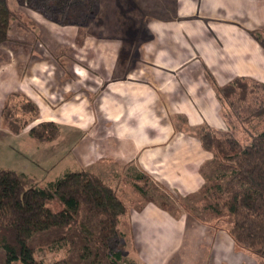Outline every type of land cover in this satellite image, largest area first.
Segmentation results:
<instances>
[{
	"label": "crops",
	"instance_id": "1",
	"mask_svg": "<svg viewBox=\"0 0 264 264\" xmlns=\"http://www.w3.org/2000/svg\"><path fill=\"white\" fill-rule=\"evenodd\" d=\"M7 2L13 13L20 11L28 19L31 31L39 30L37 48L54 54L72 48L71 63L89 69L71 66L69 73L40 65L38 73H30V85L18 77L11 82L2 73L4 98L11 91L24 92L39 106L36 122L53 121L61 128L94 124L100 138L95 140L100 146L96 164H135L156 185L182 195L201 189V166L212 159L190 129L227 127L206 70L218 85L236 77L264 83V0H96L94 14L77 27L49 20L17 0ZM58 93L70 97L55 104ZM79 153L83 158L84 152ZM77 166L69 170L90 169ZM100 169L90 170L116 189ZM187 219L154 200L129 207L123 220L129 226L126 249L131 245L137 257L132 261L167 264L184 243L181 229ZM208 226L196 225L197 232H210ZM194 241V247L201 246V240ZM216 241L210 264H224L220 252L235 251L234 242L224 231ZM245 260L241 255L230 263Z\"/></svg>",
	"mask_w": 264,
	"mask_h": 264
},
{
	"label": "trees",
	"instance_id": "2",
	"mask_svg": "<svg viewBox=\"0 0 264 264\" xmlns=\"http://www.w3.org/2000/svg\"><path fill=\"white\" fill-rule=\"evenodd\" d=\"M17 1L67 25L78 24L81 15L82 23L89 19L96 0ZM12 20L7 0H0V46L9 40ZM206 76L221 103L240 121L249 123L264 116L263 82L236 77L218 85L208 70ZM1 110L3 124L14 134L28 127V135L41 143L60 134L56 122H36L39 106L22 91L8 93ZM195 135L212 154L207 165L213 166L210 176L201 169L204 184L192 195L202 194L203 198L195 199L202 208L225 218L238 247L264 258V130L246 145L231 131L215 130L208 124L197 126ZM150 181L140 172L134 187L146 195L145 185ZM52 201L62 208L54 209ZM128 211L116 189L90 169H68L40 186L24 172L0 168V264H138L124 258L123 217ZM54 245L66 247V256L51 263L35 256L37 249Z\"/></svg>",
	"mask_w": 264,
	"mask_h": 264
},
{
	"label": "rangeland",
	"instance_id": "3",
	"mask_svg": "<svg viewBox=\"0 0 264 264\" xmlns=\"http://www.w3.org/2000/svg\"><path fill=\"white\" fill-rule=\"evenodd\" d=\"M12 14L13 20L10 24L9 40L0 46V76L4 73L5 75L3 76L11 79V82H13L14 78L18 77L27 85H30L29 75L30 73H38L40 68L42 69L40 65H44L45 67L48 65V70L59 72L63 69L69 73L72 72L71 66H74L76 70L80 69L83 71V68L89 69L86 64L78 62L71 63L70 59L73 58L72 48H69L70 52L67 53L68 55L63 52L61 53V50H59L60 48H57L59 51L57 50L58 53L55 54L47 52L45 47L37 48V46H35V41L37 39L35 38H37L36 35L39 33V30L36 31L34 29V31H31L33 27L28 23V19L23 17L24 15H22L20 11H16L15 13L12 12ZM82 19L83 16L81 15L78 24L82 23ZM74 20L75 18H73V21ZM78 24L71 23L70 25L77 27ZM54 37L59 38V35ZM262 41L264 43V38ZM8 59L11 61H9L10 64L7 62ZM46 60L49 63H46ZM4 82V80H0V168L27 172L39 180L38 184L40 186H45V180L49 181V179H54L55 175H59V173L67 168L72 169L73 166L79 167L77 165L82 164L84 167L94 170L101 168L100 171L104 174L108 182L115 185L117 194L127 204L128 209L129 207H139V205L146 201L154 200L161 209L176 217L180 216V214L188 216L187 223L181 229V233L184 235V243L181 245L182 247L180 250L172 253L167 264H210V259H213L212 252H216L214 245L218 243L217 241L214 242V240L217 234H221L223 231L229 235V224L223 216L216 218L213 212L202 208L200 201L195 200L200 197L203 198L202 194L199 193L197 197L192 194L182 195L168 190L162 185H156L151 179V181L145 185L147 190L146 195H141L134 187L135 178L141 172L135 164H127L119 166L118 168L100 166L99 163L96 164L94 154L96 150L100 149V146H98L97 142V145H95V140L100 138H98V134L95 133L97 129L94 128V124L90 126L91 128L87 125V129L82 127L87 122L81 123L80 127H67L63 125L61 128L60 126L59 136L55 140L45 143L38 142L31 138L28 135V127L19 134L12 133L3 124L1 118L5 91ZM68 97H70L69 94L62 96L61 93H58V95H54L53 102L56 104L57 100L67 99ZM95 97L96 96H94V98ZM47 99L48 97H46V100ZM220 107L227 127L219 131H231L242 145L248 144L253 135L264 130V116L246 123L240 121L227 105L221 103V101ZM195 129L196 128H192L190 131L195 133ZM67 150H69L68 153ZM79 150L84 152L83 158L80 153L78 154ZM68 154L70 158H67ZM211 166L213 165L208 166L206 163V165L204 164L201 166V169L210 176L212 171ZM115 170L119 172L118 176H114V172L116 173ZM140 184H143V181H140ZM51 205L54 209L62 208L58 201H52ZM205 222L210 223V226H208L210 232L206 233L203 230L197 232L196 225L204 226ZM123 228L126 233H129V226L127 224L123 225ZM128 237L129 236H127V245L130 241ZM198 239L201 240V246L194 247V240ZM233 244L236 248L235 251L231 250L227 253H223L224 251L220 252L223 256L222 261L224 264H229L234 261L236 257L241 255L246 258L243 264H264L263 257L240 248L235 243ZM1 252L0 250V261L2 260ZM66 254V247L54 245L37 249L35 256L44 263H51L56 259L66 256ZM130 257L134 260L137 258L135 252L131 250V245L125 250L124 258L134 262Z\"/></svg>",
	"mask_w": 264,
	"mask_h": 264
}]
</instances>
